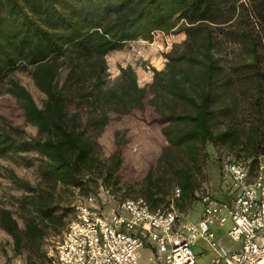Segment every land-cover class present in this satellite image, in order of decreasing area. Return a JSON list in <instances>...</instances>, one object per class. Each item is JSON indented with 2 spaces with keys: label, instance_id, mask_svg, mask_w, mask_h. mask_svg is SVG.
<instances>
[{
  "label": "trees",
  "instance_id": "16d2710c",
  "mask_svg": "<svg viewBox=\"0 0 264 264\" xmlns=\"http://www.w3.org/2000/svg\"><path fill=\"white\" fill-rule=\"evenodd\" d=\"M138 39L169 43L164 67L144 63L151 71L138 79L120 65L110 78L107 53ZM223 41L236 47L224 50ZM19 66L45 94L40 106L11 81L0 99V154H35V184L10 172L24 192L23 225L0 207V227L26 264L51 263L47 237L75 212L62 189L84 192L96 177L136 186L152 208L183 210L209 187L199 179L207 145L249 160L252 174L264 154V0H0V79ZM21 123L36 135L19 139ZM106 129L113 139L103 159Z\"/></svg>",
  "mask_w": 264,
  "mask_h": 264
},
{
  "label": "built area",
  "instance_id": "2783aa9c",
  "mask_svg": "<svg viewBox=\"0 0 264 264\" xmlns=\"http://www.w3.org/2000/svg\"><path fill=\"white\" fill-rule=\"evenodd\" d=\"M220 181L227 198L207 187L197 219L172 204L152 208L143 197L128 198L105 214L97 197L88 195L59 233L55 249L47 251L50 264H141L137 252L146 243L155 245L150 260L158 264H196L193 246L199 238L209 243L211 264H264V154L253 174L249 160L222 157ZM179 193L176 188L175 196ZM228 221L226 234L235 247L218 240L213 229Z\"/></svg>",
  "mask_w": 264,
  "mask_h": 264
},
{
  "label": "rangeland",
  "instance_id": "374dc122",
  "mask_svg": "<svg viewBox=\"0 0 264 264\" xmlns=\"http://www.w3.org/2000/svg\"><path fill=\"white\" fill-rule=\"evenodd\" d=\"M222 45L225 47L224 50L227 49V51H233V47H236L230 41H223ZM168 49L169 43H162L157 39L152 42L144 39L127 42L123 49L113 50L107 53L106 57L109 77L113 79L119 74L120 65H132L137 72L138 79L139 73L141 71H151L147 68L152 65L158 68H163L166 61L165 57L163 56V52ZM144 63L147 66L146 69L143 66ZM65 72L66 67H63L59 77L62 78L65 75ZM151 79L152 73L151 77L147 81H138L140 85H144L150 82ZM11 81H18L23 84L31 92L35 101L40 106L43 104L45 100V94L38 89L33 81L29 69L25 68L24 66H19L16 69L10 70L2 79H0V99L6 95L7 88L9 87ZM0 112H2V109H0ZM21 127H23L25 130V134L24 137L19 139H30L37 133V128L30 123H21ZM112 139L113 132L110 129H106L102 132L100 136V143L102 145L101 154L103 159H106L108 153L112 149ZM132 147L133 150L137 152L138 146L133 144ZM207 151L209 156L199 179L201 185H207L213 188L216 191L217 197L223 199L225 190L220 181V158L224 156H233L234 152L228 150L224 146H214L212 144L207 145ZM34 158L35 154L33 151L17 152L10 150L0 154V207L8 208L21 226L23 225V210L21 209L20 203L24 192L12 180L10 177V172L14 171L20 178L31 181L33 184H35L37 182L38 176L36 166L31 162L34 160ZM139 168V164L136 163V169ZM133 171L134 168H131L130 166L126 167L123 171L124 180L128 178L130 179ZM138 172H134V175H138ZM122 187V189L110 186L106 187L100 179L93 177L88 184L87 190L84 192L76 188L62 189L64 204L68 205L69 207H75L76 209L77 205L85 201V197L87 195H94L97 197L96 205L103 207L105 209L104 213L108 214V208L120 206V204L125 199L142 197L137 194L136 186H130V190L126 188V185H123ZM171 204L179 212L189 214L192 219H197L201 213L202 205L199 199H192L191 201H188L186 207L183 210L178 209L174 202H171ZM72 215L73 213L68 216V219H70ZM230 225L231 221H228L224 227L213 225V229L221 237H228L226 234V229ZM60 232L50 231L44 246L47 251L50 249H55L56 240ZM193 249L196 256V264H211L209 255L211 248L207 242L198 239L197 244L193 246ZM140 251L141 257L139 262L142 264H152L147 257L149 250L147 248H141ZM201 251H203V253ZM7 262L10 264H26L27 253L25 250L16 251L14 249L12 237L0 227V264H6Z\"/></svg>",
  "mask_w": 264,
  "mask_h": 264
},
{
  "label": "crops",
  "instance_id": "0c3cea01",
  "mask_svg": "<svg viewBox=\"0 0 264 264\" xmlns=\"http://www.w3.org/2000/svg\"><path fill=\"white\" fill-rule=\"evenodd\" d=\"M222 186H223V188H224V190H225V185L222 183ZM224 198H227V195H226V192L224 193ZM223 198V199H224ZM201 209H202V206H201ZM217 238H218V240H220L222 243H224V244H226L227 246H229V247H235V246H237L238 245V243L237 242H234V241H232L229 237H221L218 233H217ZM199 240H203L204 242H207V244L209 245V243H208V241L206 240V239H204V238H199ZM195 244H197V242L195 243ZM194 244V245H195ZM210 247V246H209ZM141 248H147L148 250H149V254H148V259L150 260V256L151 255H153L154 254V252H155V245L154 244H152V243H146L144 246H142ZM140 248V249H141ZM140 249L138 250V252H137V257H138V259H140V257H141V251H140ZM194 250V249H193ZM202 253H203V251H201ZM195 253V252H194ZM210 257H211V250H210ZM151 261V263L152 264H158V262L156 261V260H150ZM142 264V263H141Z\"/></svg>",
  "mask_w": 264,
  "mask_h": 264
}]
</instances>
